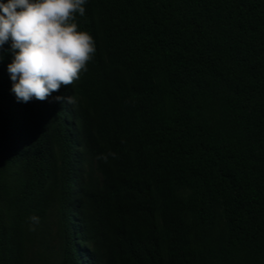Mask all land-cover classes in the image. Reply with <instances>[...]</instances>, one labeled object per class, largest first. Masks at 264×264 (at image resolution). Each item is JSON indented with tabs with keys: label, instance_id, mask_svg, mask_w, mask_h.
<instances>
[{
	"label": "trees",
	"instance_id": "obj_1",
	"mask_svg": "<svg viewBox=\"0 0 264 264\" xmlns=\"http://www.w3.org/2000/svg\"><path fill=\"white\" fill-rule=\"evenodd\" d=\"M84 7L74 104L0 62V264H264V0Z\"/></svg>",
	"mask_w": 264,
	"mask_h": 264
},
{
	"label": "clouds",
	"instance_id": "obj_2",
	"mask_svg": "<svg viewBox=\"0 0 264 264\" xmlns=\"http://www.w3.org/2000/svg\"><path fill=\"white\" fill-rule=\"evenodd\" d=\"M86 3L87 0H0V62L5 54L10 56L4 70L9 92L17 103H75L74 97L62 95L60 89L87 71V62L96 51L92 35L79 28L75 20L77 15H85ZM75 150L79 153V148ZM29 219L39 222L35 215ZM80 248L88 258L87 244Z\"/></svg>",
	"mask_w": 264,
	"mask_h": 264
}]
</instances>
